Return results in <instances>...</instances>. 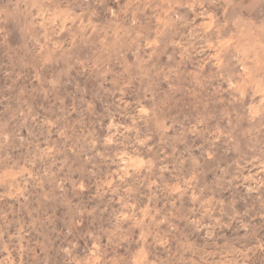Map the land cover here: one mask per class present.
<instances>
[{
  "label": "rangeland",
  "instance_id": "rangeland-1",
  "mask_svg": "<svg viewBox=\"0 0 264 264\" xmlns=\"http://www.w3.org/2000/svg\"><path fill=\"white\" fill-rule=\"evenodd\" d=\"M0 264H264V0H0Z\"/></svg>",
  "mask_w": 264,
  "mask_h": 264
}]
</instances>
